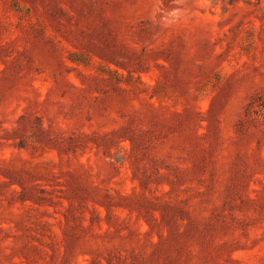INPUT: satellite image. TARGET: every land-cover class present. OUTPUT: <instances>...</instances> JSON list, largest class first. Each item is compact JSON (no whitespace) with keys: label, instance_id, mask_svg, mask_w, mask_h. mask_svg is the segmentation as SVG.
I'll return each mask as SVG.
<instances>
[{"label":"rangeland","instance_id":"1","mask_svg":"<svg viewBox=\"0 0 264 264\" xmlns=\"http://www.w3.org/2000/svg\"><path fill=\"white\" fill-rule=\"evenodd\" d=\"M0 264H264V0H0Z\"/></svg>","mask_w":264,"mask_h":264},{"label":"clouds","instance_id":"2","mask_svg":"<svg viewBox=\"0 0 264 264\" xmlns=\"http://www.w3.org/2000/svg\"><path fill=\"white\" fill-rule=\"evenodd\" d=\"M169 15L177 17V19L182 15V10L181 9H173Z\"/></svg>","mask_w":264,"mask_h":264}]
</instances>
